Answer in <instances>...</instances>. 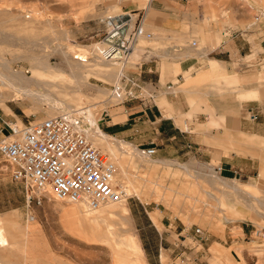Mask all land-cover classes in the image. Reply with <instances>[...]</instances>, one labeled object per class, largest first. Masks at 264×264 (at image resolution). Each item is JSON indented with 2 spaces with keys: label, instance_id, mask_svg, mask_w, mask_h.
I'll return each instance as SVG.
<instances>
[{
  "label": "rangeland",
  "instance_id": "rangeland-1",
  "mask_svg": "<svg viewBox=\"0 0 264 264\" xmlns=\"http://www.w3.org/2000/svg\"><path fill=\"white\" fill-rule=\"evenodd\" d=\"M147 1L0 0V64L8 62L16 73L34 76L45 87L54 84L49 89L68 108H50L43 101H17L12 97L13 86L0 79V139L7 134L2 131L3 120L40 121L72 109H89L92 123H95L104 116V110L117 104L112 96L114 86L129 67L122 62L104 64L96 44L104 29L100 19L125 12L147 16ZM171 3L170 8L184 20L183 30L173 33L170 39L152 30L154 38L142 39L134 51V58L138 52L150 48L165 50L174 44L187 47L194 40L199 52L206 57H223L224 54L216 51L227 45L230 53L224 57L229 59V67L224 71L230 78L224 79V74L215 75V86L222 88L220 91L226 96L241 101L257 97L240 93L251 87L264 90V0H174ZM260 17L262 23H258ZM230 30L235 40L230 33L225 35ZM238 46L243 49L239 51ZM76 52L85 54L87 60L82 67H78L74 59ZM247 54L252 55L245 57ZM36 56L48 57L53 71L36 69ZM214 60L210 59L211 68L218 71L220 62ZM0 71H4L2 66ZM163 99L164 96L160 105ZM182 128L188 127L182 123ZM112 137L114 140H108L112 147L110 152L104 147L106 141L98 139V142L106 152L114 154L118 166L117 183L128 195L126 200L118 201L127 210L124 216L128 221L120 215L107 221L117 230L115 240L104 234L107 227L102 225L107 222L100 226L101 235L85 222L87 215H98L101 210H94L95 213L79 203L57 200L51 194L41 195L39 199L37 194L30 193L32 201L28 203L26 187L12 180L7 162L0 154V264H148L143 248L145 236L130 209L131 204L140 211L143 206L150 213L158 211L160 220L167 215L179 228L209 229L228 225L233 235L238 236L242 234L239 225L251 221L255 230L264 231V194L259 193L257 187L240 183L244 176L233 181L218 173L223 179L211 177L213 166L208 164L206 155L190 153L163 160L157 155L148 158L141 153H123L116 141L132 143ZM263 140L248 138L244 154L250 159L243 160L255 167L252 172L256 175L260 172L262 178ZM244 210L246 215L242 213ZM77 211L83 221L77 219ZM28 226L31 233L26 230ZM259 232H254L247 240L252 241L250 251L264 259V236ZM153 239L154 236H149L151 243ZM162 262L172 264L170 253L165 249ZM178 263L182 261L179 259Z\"/></svg>",
  "mask_w": 264,
  "mask_h": 264
},
{
  "label": "crops",
  "instance_id": "crops-1",
  "mask_svg": "<svg viewBox=\"0 0 264 264\" xmlns=\"http://www.w3.org/2000/svg\"><path fill=\"white\" fill-rule=\"evenodd\" d=\"M172 1L151 0L147 16L144 13L147 30L168 35L169 39L173 33L183 30L184 20L169 6ZM261 18L258 23H262ZM231 36L235 40V35ZM226 46L216 53L226 56L230 53ZM240 48L243 46H238L239 51ZM224 56L206 57L199 52L196 40L187 47L174 44L165 50L150 48L138 52L136 58L133 53L126 71L154 91L155 99L110 105L106 115L100 118V127L107 134L128 140L140 149L155 148L152 156L163 160L190 153L206 155L215 177H220L218 173L233 181L244 176L240 183L257 187L258 192L264 194V178L260 177V172L256 175L252 172L255 167L243 163L250 159L244 154L248 138H264V90L251 87L242 91L240 95L258 97L243 101L222 93L214 79L215 75L223 74L224 79L230 78L224 71L229 67V59ZM211 58L220 62L218 71L212 70ZM186 74H189L187 78ZM175 89L180 91L175 92ZM182 123L188 128L183 129ZM130 209L145 236L143 248L148 264H163V249L170 253L172 264H179V259L182 264H264V259L249 249L252 241L247 238L260 231L255 230L251 221L239 225L242 234L238 236L233 235L228 225L224 228L199 227L202 229L200 235L195 232L197 227L192 230L186 226L179 228L169 216L163 215L160 220L158 211L150 213L145 206L140 211L131 204ZM242 213L247 214L245 210ZM259 234L264 236V231ZM149 236L155 237L152 240L155 244L150 242Z\"/></svg>",
  "mask_w": 264,
  "mask_h": 264
},
{
  "label": "built area",
  "instance_id": "built-area-1",
  "mask_svg": "<svg viewBox=\"0 0 264 264\" xmlns=\"http://www.w3.org/2000/svg\"><path fill=\"white\" fill-rule=\"evenodd\" d=\"M100 22L104 29L96 43L98 53L114 64L122 62L126 66L140 41L151 40L155 35L147 30L144 13L140 12L112 14ZM112 96L118 103H125L154 100L156 94L126 71L114 86ZM85 111L75 109L22 123L3 120L2 131L7 134L0 139V154L7 162L12 180L26 187L28 203L32 201L30 193L37 194L39 199L51 194L57 200L95 210L105 203L128 198L126 190L116 181L117 163L95 142ZM103 113L106 115L107 111ZM97 126L100 127V119ZM140 150L148 156L156 152L155 148ZM195 232L202 235L199 227Z\"/></svg>",
  "mask_w": 264,
  "mask_h": 264
},
{
  "label": "bare ground",
  "instance_id": "bare-ground-1",
  "mask_svg": "<svg viewBox=\"0 0 264 264\" xmlns=\"http://www.w3.org/2000/svg\"><path fill=\"white\" fill-rule=\"evenodd\" d=\"M150 2H151V0H148L147 3H146L147 9H148V7L150 5ZM34 59H35V67H36V69L45 70L48 73H51V71H53V67L50 65L48 57H37L36 56V57H34ZM74 59L77 60V66L78 67H82L84 65L83 62L87 60L85 58V54L82 53V52H76L74 54ZM102 59H103L104 64H108L109 63L108 60H105L104 58H102ZM0 66H2L3 70H4V71H0V79H2V82L4 84H9V85L13 86L14 95L12 97L15 100H17V101H29V102H36V101H40L41 102V101H43V103H47V105L50 106V108H62L63 110L65 109L66 106H65L64 101L59 100L58 97H56V95H54V93H52V91L49 89L50 86L51 85L54 86V84H51V85L48 84L47 87H45L44 83H41V81L37 80L34 76L27 77V76H24L22 74L16 73L8 62H1ZM45 84H47V83H45ZM40 87L41 88L43 87V88L40 90ZM67 109H65V110H67ZM72 110H75V109H72ZM72 110H69V111H66V112L68 113V112H70ZM63 113H65V112H63ZM85 113H86V117H87V119L89 121V124L91 125L90 126L91 134L94 136V139H95V142L97 143V145L99 147H101L104 151H105V149H106V151H109V152L112 151L111 143H108V140L109 139L111 140V138L113 139V137L111 135L105 133L103 130H101L99 128V126H97V122L92 123V120H93L92 116L93 115L90 113L89 109L87 111H85ZM98 139L106 141V145L104 146L105 149H104V147H102L100 145V143L98 142ZM116 142H117L118 148L123 153H129V154H132V155L140 154V153L142 154L141 151H138L130 143H126L125 144V143H123V141H116ZM110 155L115 160L114 154L111 153ZM146 157L152 158L151 156H148V155H146ZM117 174H118V171H117ZM117 174H116V181H117ZM213 174L214 173L211 174L212 175L211 177H215L216 176V175H213ZM206 176H209V175H206ZM218 178H220V177H218ZM221 179H223V178H220V180ZM224 183H225V181H224ZM226 183H228V181ZM75 204H77V203H75ZM117 204L112 203V202L111 203L108 202V203L103 204L100 208L95 209L96 211L97 210H101L98 215H97L96 211L90 210V211H94L96 213V215H87L86 218L84 217L86 224H88V226L91 229H93V231L95 233H98V234L101 235L102 232L99 231L101 224L107 222L109 220V218H111L112 216L120 215L122 217V219H125V220L127 219V221H128V218L126 216H124V212H125L126 209L124 208L123 204L120 205L119 202ZM78 205L86 207L83 204H78ZM103 206H105V207H103ZM90 211H89V213H91ZM77 212H78L77 213L78 214L77 219H80V220L83 221V218H82L83 216L79 213V211H77ZM89 213H87V214H89ZM109 223L107 222L105 225L103 224L102 226H106L107 227L106 233H104V234H107V236L109 238L113 239V238H115L117 236V233H116L117 230L113 229V226L111 225V223L110 224ZM26 230L28 231V233H31L30 226H28L26 228ZM119 230H120V228H119ZM113 240H115V239H113ZM4 242L7 243V241H4ZM137 245H138V243H137Z\"/></svg>",
  "mask_w": 264,
  "mask_h": 264
}]
</instances>
